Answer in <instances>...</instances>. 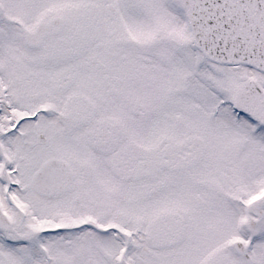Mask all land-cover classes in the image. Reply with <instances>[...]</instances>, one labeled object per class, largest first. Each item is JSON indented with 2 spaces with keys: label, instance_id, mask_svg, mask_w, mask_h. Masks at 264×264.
Segmentation results:
<instances>
[{
  "label": "snow or ice",
  "instance_id": "obj_1",
  "mask_svg": "<svg viewBox=\"0 0 264 264\" xmlns=\"http://www.w3.org/2000/svg\"><path fill=\"white\" fill-rule=\"evenodd\" d=\"M0 264H264V0H0Z\"/></svg>",
  "mask_w": 264,
  "mask_h": 264
}]
</instances>
